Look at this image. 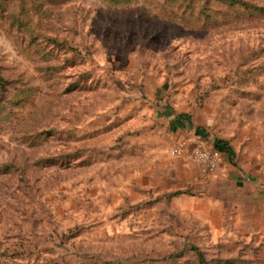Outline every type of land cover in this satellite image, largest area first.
I'll list each match as a JSON object with an SVG mask.
<instances>
[{
  "label": "rangeland",
  "instance_id": "1",
  "mask_svg": "<svg viewBox=\"0 0 264 264\" xmlns=\"http://www.w3.org/2000/svg\"><path fill=\"white\" fill-rule=\"evenodd\" d=\"M241 5L0 0V264H264V13ZM195 132L257 181L176 155Z\"/></svg>",
  "mask_w": 264,
  "mask_h": 264
},
{
  "label": "built area",
  "instance_id": "2",
  "mask_svg": "<svg viewBox=\"0 0 264 264\" xmlns=\"http://www.w3.org/2000/svg\"><path fill=\"white\" fill-rule=\"evenodd\" d=\"M190 148V154L199 170L203 174L216 173L220 168L221 153L210 140L203 138L181 140L174 148L176 155H181L185 150Z\"/></svg>",
  "mask_w": 264,
  "mask_h": 264
},
{
  "label": "crops",
  "instance_id": "3",
  "mask_svg": "<svg viewBox=\"0 0 264 264\" xmlns=\"http://www.w3.org/2000/svg\"><path fill=\"white\" fill-rule=\"evenodd\" d=\"M175 124V127H177V129H186V128H191L193 127V125L191 123H187L185 119L183 118H180L179 120H175L173 122ZM202 130H200L198 127L196 128V132L198 133H202L201 132ZM195 134L193 136H189L187 139L189 141H192L193 139H197V138H201V136L199 134ZM216 141H220V145L222 147V149L220 150L221 152V162H220V168L219 170L210 175L211 178H215V179H218V181H221V184H224L226 183V180L230 178V180L227 181V183L229 181H233L236 183V185H239V186H242L245 184V182L247 181V179L249 181H252V182H255L257 181V177L255 176H252V175H243V176H240V175H237L235 174V170L232 166L230 165H225L224 164V158L225 156H228V158H233L235 156V151L233 149V147L228 143V141H225V140H216ZM227 166V168H226ZM227 169V170H226ZM225 180V181H224ZM253 194V197L255 199H258V198H262L264 197V191H256L255 193L252 192Z\"/></svg>",
  "mask_w": 264,
  "mask_h": 264
},
{
  "label": "trees",
  "instance_id": "4",
  "mask_svg": "<svg viewBox=\"0 0 264 264\" xmlns=\"http://www.w3.org/2000/svg\"><path fill=\"white\" fill-rule=\"evenodd\" d=\"M221 2L223 1V2H228L229 4H231V6H235V5H237V3L239 2L240 3V5H241V7H243L244 9H246V10H248V11H251V12H254V11H257V12H262V13H264V6H260V5H257V4H254V3H252V2H250V1H247V0H220ZM220 141H214V144H215V146H216V148L218 149V150H221L222 149V147H221V145H220V143H219ZM196 251V253H198V255H199V258H200V264H208V261H207V259L205 258V256H204V254H203V252L202 251H200V250H198V249H196L195 250Z\"/></svg>",
  "mask_w": 264,
  "mask_h": 264
}]
</instances>
